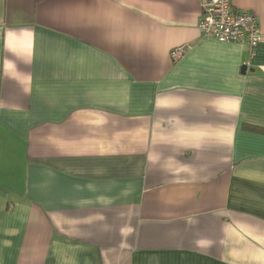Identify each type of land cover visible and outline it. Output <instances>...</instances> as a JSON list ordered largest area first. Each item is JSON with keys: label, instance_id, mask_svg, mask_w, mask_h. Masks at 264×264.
I'll return each mask as SVG.
<instances>
[{"label": "crops", "instance_id": "0c3cea01", "mask_svg": "<svg viewBox=\"0 0 264 264\" xmlns=\"http://www.w3.org/2000/svg\"><path fill=\"white\" fill-rule=\"evenodd\" d=\"M202 2L0 0V264H264V0Z\"/></svg>", "mask_w": 264, "mask_h": 264}, {"label": "built area", "instance_id": "2783aa9c", "mask_svg": "<svg viewBox=\"0 0 264 264\" xmlns=\"http://www.w3.org/2000/svg\"><path fill=\"white\" fill-rule=\"evenodd\" d=\"M200 31L221 43H246L253 54L262 41L257 18L245 10H235L231 0H203ZM185 46L171 52L174 62L183 58Z\"/></svg>", "mask_w": 264, "mask_h": 264}, {"label": "water", "instance_id": "95a60500", "mask_svg": "<svg viewBox=\"0 0 264 264\" xmlns=\"http://www.w3.org/2000/svg\"><path fill=\"white\" fill-rule=\"evenodd\" d=\"M246 70H247V68H246V67H244V68H243V71L245 72Z\"/></svg>", "mask_w": 264, "mask_h": 264}]
</instances>
